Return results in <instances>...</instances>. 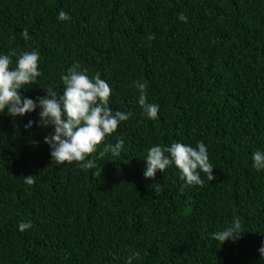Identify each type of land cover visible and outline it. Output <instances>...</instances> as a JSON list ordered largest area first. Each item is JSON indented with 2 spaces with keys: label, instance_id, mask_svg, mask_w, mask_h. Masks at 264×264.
I'll return each instance as SVG.
<instances>
[{
  "label": "trees",
  "instance_id": "1",
  "mask_svg": "<svg viewBox=\"0 0 264 264\" xmlns=\"http://www.w3.org/2000/svg\"><path fill=\"white\" fill-rule=\"evenodd\" d=\"M12 49L40 55L22 97L62 94L78 62L109 84L113 112L131 116L86 170L51 159L39 108L0 113V264H126L133 252L132 264H264V169L252 167L264 152V0H0V55ZM133 81L147 83L157 119ZM118 138L120 154L99 158ZM173 142H203L215 179L200 172L203 186L182 190L174 165L145 179L147 150ZM236 217L238 239H213Z\"/></svg>",
  "mask_w": 264,
  "mask_h": 264
},
{
  "label": "clouds",
  "instance_id": "2",
  "mask_svg": "<svg viewBox=\"0 0 264 264\" xmlns=\"http://www.w3.org/2000/svg\"><path fill=\"white\" fill-rule=\"evenodd\" d=\"M60 21H67L70 16L61 10L58 14ZM178 19L184 23L188 18L184 13L178 14ZM22 38L30 39L27 28L21 32ZM149 40L155 39L150 35ZM12 57H16L15 67ZM40 55L38 51H19L12 49L8 54L0 55V113H7L12 117L23 116L26 113L40 109V126H52L53 134L45 136L44 143L50 147V156L59 164H72L76 162L82 169L96 167L95 161L87 159L97 152L106 137L118 129L121 122L127 121L131 113L115 111L109 106L111 87L101 78L100 73L89 77L87 69H80L79 63H74L66 74L61 75L64 86L62 94L57 95L49 88L43 97H37V101L24 98L20 90L28 85L36 83L42 75L39 70ZM133 86L139 92L138 104L143 114L152 120L157 119L159 106L147 101L146 82L133 81ZM29 121L26 128L33 125ZM124 140L118 138L117 143L108 145L99 152V158H103L110 151L119 155L123 148ZM145 179H154L157 171L162 173L174 165L180 172V178L186 183L184 187L198 185L203 186L204 181L200 172L207 174V179L212 181L213 166L209 162L208 149L203 142L195 147L180 142H173L168 146L154 145L147 150ZM252 167L257 171L264 169V152H255L252 156ZM101 172L94 173L100 176ZM28 185L35 183L34 176L24 177ZM153 186V185H152ZM156 189H164L159 184H154ZM31 227V222H20L19 230L25 231ZM242 225L239 217L234 218L232 224L224 230L213 234V239L222 245L225 241L238 239L242 234ZM264 258V246L259 249ZM138 252H133L126 261L132 264L133 259L139 258Z\"/></svg>",
  "mask_w": 264,
  "mask_h": 264
}]
</instances>
